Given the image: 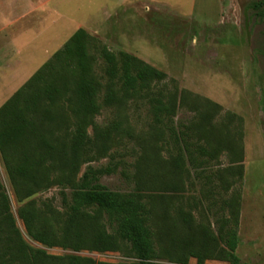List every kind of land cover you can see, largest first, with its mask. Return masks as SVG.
<instances>
[{
    "label": "rangeland",
    "instance_id": "obj_1",
    "mask_svg": "<svg viewBox=\"0 0 264 264\" xmlns=\"http://www.w3.org/2000/svg\"><path fill=\"white\" fill-rule=\"evenodd\" d=\"M258 2L264 6V0H0V105L81 27L111 51L129 52L163 70L178 90L217 103L214 122L233 115L229 132L242 146L240 161L225 149L210 150V157H201L203 162L194 167L155 123L146 98L130 101L120 117L116 110L102 108L95 117L98 126L120 119L134 137L112 136L106 152L91 150L75 177L53 170L44 188L19 202L0 157V182L28 245L52 255L135 262L127 246L98 252L43 245L27 234L17 214L31 201L38 211L60 217L63 199L70 198L71 187L86 169L111 168L98 180L108 190L166 192L171 215L178 208L189 211L215 234L236 226V256L246 264H264V16L252 7ZM155 89L167 93L173 86L163 83ZM62 117L70 127V113L63 110ZM195 117L180 107L174 126L180 129ZM89 135L93 138L91 128ZM159 181H175L180 188L164 190ZM154 239L158 264H183L163 255L157 235ZM219 244L226 248L223 241ZM185 264L198 263L190 256ZM202 264L230 263L207 258Z\"/></svg>",
    "mask_w": 264,
    "mask_h": 264
},
{
    "label": "trees",
    "instance_id": "obj_2",
    "mask_svg": "<svg viewBox=\"0 0 264 264\" xmlns=\"http://www.w3.org/2000/svg\"><path fill=\"white\" fill-rule=\"evenodd\" d=\"M252 7L264 16L261 2ZM163 83H171L173 89L167 93L155 89ZM141 97L148 101L155 123L169 133L191 166L197 167L203 162L201 157L221 149L241 160L240 138L229 132L233 115L214 122L220 110L217 103L178 90L175 80L163 70L129 52L111 51L97 36L79 27L0 105V157L16 200L22 202L44 188L53 170L75 177L87 154L91 150L106 152L112 136L133 138L130 127L123 126L120 119L100 127L95 117L102 108H112L120 117L130 101ZM180 107L196 117L177 129L174 116ZM63 110L71 115L70 127L64 123ZM238 169L240 173L241 166ZM110 171L86 169L71 187L70 198L63 199L60 217L38 211L31 201L20 206L17 214L27 234L43 245L98 252L127 246L135 262L52 255L28 245L0 182V264H158L154 235L162 254L173 262L185 264L192 256L198 264L207 258L246 264L234 253L236 226L215 234L196 222L189 211L178 208L171 215L166 192L110 191L98 182L100 175ZM159 184L164 190L180 188L175 181Z\"/></svg>",
    "mask_w": 264,
    "mask_h": 264
}]
</instances>
